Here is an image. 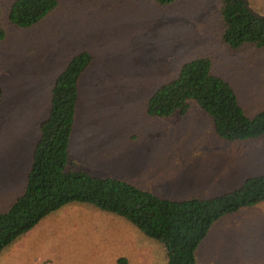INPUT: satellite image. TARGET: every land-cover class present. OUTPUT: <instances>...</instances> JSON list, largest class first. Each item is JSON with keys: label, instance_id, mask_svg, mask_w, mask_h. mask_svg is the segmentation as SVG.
<instances>
[{"label": "rangeland", "instance_id": "rangeland-1", "mask_svg": "<svg viewBox=\"0 0 264 264\" xmlns=\"http://www.w3.org/2000/svg\"><path fill=\"white\" fill-rule=\"evenodd\" d=\"M14 1L0 0L7 32L0 44V86L4 115L10 116L0 121V188L12 195L0 191V213L23 192L40 125L51 109L52 87L81 52L90 53L93 63L80 82L70 142L77 171L172 201L220 196L264 174V137L223 141L194 104L185 117L146 114L147 99L198 57L211 59L214 74L233 87L248 115L264 111V51L232 50L223 43L221 0H178L164 7L156 0H58L51 16L27 30L7 20ZM249 2L264 15V0ZM19 93L25 96L12 101ZM196 259L264 264V203L218 222ZM167 261L161 244L125 219L87 204L51 214L0 256V264Z\"/></svg>", "mask_w": 264, "mask_h": 264}, {"label": "trees", "instance_id": "trees-1", "mask_svg": "<svg viewBox=\"0 0 264 264\" xmlns=\"http://www.w3.org/2000/svg\"><path fill=\"white\" fill-rule=\"evenodd\" d=\"M178 0H156L169 6ZM249 1V0H248ZM222 41L232 50L264 51V20L253 17L243 0H221ZM250 4V2H249ZM251 5V4H250ZM59 7L58 0H15L7 20L18 29L39 26ZM0 8V44L7 38ZM93 63L88 52L74 56L57 77L51 109L41 125L24 193L0 214V256L51 214L71 204H87L125 219L161 244L167 264H199L196 252L222 219L264 203V174L248 178L238 189L212 198L172 201L113 178L77 171L69 149L80 99V82ZM4 92L0 86V104ZM192 104L211 120L216 136L229 143L264 137V111L248 115L233 87L213 72L208 57L184 63L176 78L146 101L150 118L185 117Z\"/></svg>", "mask_w": 264, "mask_h": 264}, {"label": "crops", "instance_id": "crops-1", "mask_svg": "<svg viewBox=\"0 0 264 264\" xmlns=\"http://www.w3.org/2000/svg\"><path fill=\"white\" fill-rule=\"evenodd\" d=\"M54 86V85H53ZM52 89H53V87H52ZM30 89H28V91H29ZM27 91V92H28ZM52 92V91H51ZM23 96H25V95H23L22 93H19V95H16V96H14L13 98H11V100L13 101V100H16V99H21ZM11 100L9 101V102H7L8 104L11 102ZM3 101L5 102V100H4V96H3ZM2 101V102H3ZM8 101V100H7ZM197 107V106H196ZM4 116H5V118H6V120H8L9 119V117L10 116H7V115H4V108H3V104L1 103L0 104V121L2 122V123H4V121H5V119H4ZM42 125V124H41ZM41 125H40V128H41ZM39 128V126H37V128L36 129H38ZM40 128H39V132H40V136H41V130H40ZM39 139H40V137H39ZM37 144V143H36ZM36 146V145H35ZM35 146H34V149H33V154H32V161H33V155H34V151H35ZM31 162V161H30ZM30 162H29V165H30ZM32 163V162H31ZM31 167H32V165H31ZM31 167H30V170H31ZM30 170H29V173H30ZM246 172V170L245 169H243V174ZM29 176V175H28ZM26 180H27V182H28V178L26 177ZM242 185V184H241ZM240 185V186H241ZM26 186H27V184H26V181H25V186H24V190H23V192L19 195V196H17L14 200H11L10 202H9V206H8V210L14 205V203L17 201V199L24 193V191H25V189H26ZM239 186V187H240ZM238 189V188H237ZM1 190H7V188H0V191ZM236 190V189H235ZM231 191V190H230ZM7 192H8V190H7ZM227 192H229V191H227ZM207 194H209V193H206L205 195H207ZM7 195L9 196V198L10 199H12V195L10 194V191L7 193ZM222 195V194H221ZM212 197H216V196H211V197H204V195H202V196H193L192 198H190V199H193V198H212ZM166 199H168V198H166ZM2 203V201H0V204ZM71 205H78V204H71ZM8 210H6L5 212H7ZM5 212H2V213H0V214H3V213H5Z\"/></svg>", "mask_w": 264, "mask_h": 264}, {"label": "water", "instance_id": "water-1", "mask_svg": "<svg viewBox=\"0 0 264 264\" xmlns=\"http://www.w3.org/2000/svg\"><path fill=\"white\" fill-rule=\"evenodd\" d=\"M244 4H245V7L247 8V10L249 11V13L255 17L256 19H259V20H264V15L263 14H259L257 13L252 7L251 5L249 4V1L248 0H243Z\"/></svg>", "mask_w": 264, "mask_h": 264}]
</instances>
